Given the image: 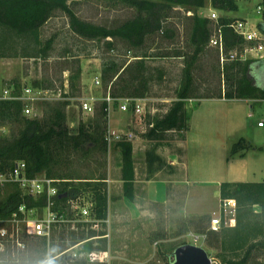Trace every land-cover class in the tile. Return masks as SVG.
<instances>
[{
  "label": "trees",
  "instance_id": "trees-1",
  "mask_svg": "<svg viewBox=\"0 0 264 264\" xmlns=\"http://www.w3.org/2000/svg\"><path fill=\"white\" fill-rule=\"evenodd\" d=\"M69 1L73 0H0V58H49L54 47L55 38H42L43 26L55 15L56 11L64 12L69 18V26L77 35L89 39L105 40L109 47L114 39L125 40L133 48H139L148 36L158 32H166L163 22L169 12L176 6L185 8L192 13V27L188 42L193 48L192 54L186 59L180 86L175 99L166 113L153 120L154 126L148 128L144 136L154 143L146 151L148 179L156 171L168 167L171 172L177 168L168 164L167 159L157 152L161 146H166L169 133L183 132L180 139H186L190 128L187 115L186 101L199 95L192 94L194 63L204 53L212 37L215 26H221L224 36V49L228 55L230 51L241 49L245 40L229 25L237 18L227 15L219 16L217 21L208 16H202L199 10L206 6L222 11H237L238 0H117L136 10L134 18L116 27H106L84 21L78 17ZM264 32V21L258 25ZM136 59L129 63L119 64L114 59L103 61L101 78L103 85L110 88L114 98L119 97H147L150 89V74L146 68L145 57L148 54H135ZM221 67L225 77V88L216 96L228 99H263L264 98V59H241L239 57L228 60ZM82 77V67L79 64L71 71L69 79V96L77 95V88ZM21 90L20 80L13 79ZM33 86H42L34 81ZM67 95V94H66ZM204 98V97H203ZM69 100L44 101L43 116L31 118L23 113L24 103L21 100L0 99V127H12L9 136H0V173L11 170L16 161L24 160L27 173L33 177L44 173L50 178L60 179L59 193L54 196L56 209L68 206L70 198L89 196L95 203L92 210L94 217L106 220L108 217V102L103 101L100 109L95 112L94 119L88 124L80 122L75 130L67 123ZM122 154L121 179L123 181V195L131 202L135 200V164L133 159V144L123 136L116 142ZM169 143V142H168ZM264 147L255 146L252 141L242 136L231 144L228 160L242 157L251 149ZM181 154L185 150L180 148ZM180 155V152H176ZM96 157L102 167L89 168L90 162ZM89 168V170H88ZM88 172H84V170ZM187 194V190L184 192ZM47 195L43 193L37 198L25 194L16 183H8L0 187V218H7L16 211L19 205L26 202L29 207H43ZM221 218L224 221V209L229 206L235 208L234 226L222 225L211 227L209 214L197 215L191 219L196 226V232L206 236V242L211 247L219 248L212 264H259V256H264V181H224L220 184ZM259 206V211H256ZM88 229L70 230L72 244L84 241V251L103 250L105 246H95V236L102 239L105 233H97L88 223H79L77 228ZM76 228V229H77ZM57 233V232H56ZM56 235V234H55ZM53 237L50 245L52 264H69L62 262L63 255H56L67 249V238H63L65 247L55 250ZM63 236V237H62ZM35 239V240H34ZM31 238L35 242V255L22 258L18 262L12 254L0 258V264H41L47 259V241L42 238ZM175 250V249H174ZM173 250L169 254L174 258ZM170 258L168 264L173 260ZM43 264H46L44 262ZM72 264H89L85 259H76Z\"/></svg>",
  "mask_w": 264,
  "mask_h": 264
},
{
  "label": "rangeland",
  "instance_id": "rangeland-1",
  "mask_svg": "<svg viewBox=\"0 0 264 264\" xmlns=\"http://www.w3.org/2000/svg\"><path fill=\"white\" fill-rule=\"evenodd\" d=\"M70 5L80 19L106 27H116L136 15L135 8L126 6L117 0H73ZM238 5L239 9L237 11L222 12L217 10V12L219 16L227 15L246 19L250 24L257 27L264 20V0H238ZM210 9H212L211 6H206L199 10V13L202 16L210 15L212 12ZM192 23V13L189 14L185 8L176 6L169 12L168 17L163 22L166 32H158L148 36L145 43L139 48H133L122 39H114L113 46L109 47L105 40H89L74 33L69 26L68 16L60 10L56 11L55 15L42 28V38L44 40L51 36L55 38L54 47L49 58H0V92L13 79L20 80L23 87L33 86L34 81L41 82L42 86L50 87L48 88L50 93L44 95L47 97L46 100L53 102L69 100L71 102L67 108V123L72 130H75L80 122L88 124L95 116L81 110L79 106L80 98L90 95L97 97L96 110L98 111L105 96L110 92V88L106 89L101 78L103 61L114 59L119 64H127L136 59L135 54H148V57H145V63L151 81L147 97L150 98L149 109L153 112L155 119L160 116L158 110L169 108L172 100L175 99L176 91L183 76L185 61L193 52V48L188 42ZM252 58L260 59L259 57ZM220 63L219 49L208 45L204 53L194 63L192 94L203 98L216 96L219 92L224 91L225 77L222 75ZM79 64L85 74V88H82V85L79 84L76 96L66 95L64 89L60 90V88H63L66 80L70 79L71 71L75 70ZM66 70L69 71L67 74H65ZM96 76L100 77L101 85L94 83ZM68 90L70 93L69 88ZM120 98H115L110 102L112 113L114 110L119 109V104L122 103ZM253 100H256L253 101L254 104L260 105L254 110L253 116L246 118V128L229 139L234 142L244 136L252 141L255 146L264 147V128L257 125L258 118H264V98ZM42 101L44 102V100ZM43 102L38 101L35 105L41 113L40 118L43 116ZM214 104L223 103L216 102ZM248 110L251 111V108L248 107ZM111 123L113 126L123 127L129 124L135 134L140 136H143L147 131L132 108L128 110L123 118L112 117ZM11 131L12 127L10 125L2 126L0 127V136H9ZM110 131L111 128L108 123V134ZM169 134L168 137L172 138L167 139L165 142L170 145L161 146L157 150L167 160H169L171 152L176 153L179 151L182 159L180 161L185 162V154L184 152L181 154L180 151V148L185 149L182 145L183 140L180 139L183 132ZM114 136L112 135L113 140ZM120 136L123 137V134H120ZM113 140L109 144L107 170L109 175L111 168L112 177L117 179L119 177L117 163L120 162L116 157V151L120 148ZM153 144L148 141V148ZM262 150L251 149L249 154L257 157L256 159H260L258 155L262 154ZM227 154L229 155L228 151L224 155V159ZM99 159L98 157L92 159L89 168L101 170ZM136 159L141 172L144 169L142 165L145 162L143 159L141 161L139 156ZM145 167L146 177H148L147 166ZM88 170L86 169L84 172H88ZM163 172L159 177L169 176L171 179H183L185 177V166L182 163L177 171L172 173L168 167H165ZM142 177H145V175H142ZM151 186L152 197L161 202L168 196V200L165 203L150 201L146 196L145 189L140 187L137 198L131 202L123 195L122 188L118 183H111L108 217L103 222H96L94 228L97 233H105L104 236H101L102 239H97L100 236L94 239L95 246H105L101 256L98 257L100 260L91 261L87 255L75 256L73 251L84 250V244H80L72 251L65 253L60 258L61 263L65 261L72 264L74 260L79 258L85 259L89 264H168L169 259L173 258L170 256L172 250L174 251L177 246L184 243H195L204 247L214 261L219 248L207 244L206 236L196 232L197 228L191 223V219L196 218L197 215H203L204 213L196 212L202 210L207 212L216 211L217 215L209 214L211 218H221L220 187L208 184L203 189L204 192H194L187 212L195 213L189 215L185 213L183 208L186 198L184 193L187 190L186 186L174 185L173 183H170L168 189L165 185L163 187L161 183L151 184ZM89 196L86 197L89 198ZM70 230H76L77 232L85 230L86 233L88 232V229L82 226ZM70 230L63 232L69 247L73 243L69 234ZM61 234L62 232L58 231L55 235V250H60L66 246L62 240L64 237L61 238ZM29 240L26 250L18 251L16 248L11 247L9 254L13 255L12 258L17 257L18 262H22L24 255L27 257L35 255L34 247L36 244ZM258 258L261 260L259 264H264V256ZM51 259L52 257H50L48 251L47 259L41 264L44 262L52 264Z\"/></svg>",
  "mask_w": 264,
  "mask_h": 264
},
{
  "label": "built area",
  "instance_id": "built-area-1",
  "mask_svg": "<svg viewBox=\"0 0 264 264\" xmlns=\"http://www.w3.org/2000/svg\"><path fill=\"white\" fill-rule=\"evenodd\" d=\"M189 14L193 13L188 11ZM209 18L217 21L219 14L216 9H213ZM233 30L241 35L245 40V46L241 51L232 50L227 55L224 49V36L221 26H215L212 37L209 41V45L215 46L220 51V61L223 66L226 61L233 60L237 57L241 59H248L252 57H264V32L259 27L252 25L246 19L237 18L230 24ZM96 85H101V79L96 76L94 79ZM65 94H69V80L63 84ZM49 92L48 88H41L35 86L21 87L18 93V89L14 83L6 84L3 90L0 92V99L7 100H21L24 103L23 113L31 118L40 117L41 113L35 107L38 101L43 102L46 100ZM115 99L111 96L110 92L104 98V101L108 102L107 111L110 110V102ZM118 99V98H117ZM122 103L120 108L124 111H128L132 108L133 112L143 123L146 129L154 126L153 112L149 109L150 98L149 97H121ZM98 98L94 95L80 98V108L83 112L94 115L96 112V103ZM150 114L152 115L150 117ZM258 127L264 128V118H261L257 122ZM115 135V139H121L122 136L114 133H109L107 136L108 142L111 143ZM60 179L50 178L44 173H38L31 177L27 173V164L24 160L16 161L14 167L7 171L0 173V187H4L8 183H16L19 188L28 195L35 198L45 193L47 195L46 204L43 207L32 206L29 207L26 202L19 205L18 209L14 211L11 216L7 218H0V258L7 256L10 253L11 247L19 250H26L28 246V239L42 238L47 241L48 251L56 232L61 231L63 227L70 229H76L79 223H88L91 228H95L96 222H103L93 216L92 210L94 208V201L87 198L86 195L78 196L76 198H70L68 206L63 209H56V200L54 196L59 193ZM233 226L235 220V208L233 206L226 207L224 209V221L220 217L211 218V227L217 228L222 225ZM92 237V238H96ZM80 244H84V241L78 242L71 247H68L64 251L58 253L56 257L64 255L65 253L72 251ZM103 250L84 251L82 249L73 251V254L77 257L87 255L89 260H100ZM78 259V258H77ZM1 260V259H0Z\"/></svg>",
  "mask_w": 264,
  "mask_h": 264
},
{
  "label": "crops",
  "instance_id": "crops-1",
  "mask_svg": "<svg viewBox=\"0 0 264 264\" xmlns=\"http://www.w3.org/2000/svg\"><path fill=\"white\" fill-rule=\"evenodd\" d=\"M211 10H213V8L210 9V11ZM207 16H209V14H207ZM261 59H264V57ZM68 72L69 71L66 70L65 74ZM80 84L82 85V88H85L84 71H82ZM210 100L211 102H209ZM253 101L256 100L237 98L228 99L226 97L190 98L186 101V109L190 128L186 133V139L182 141V145L185 148V162H181L180 155L174 152L169 154L170 158L167 160L168 164H171L177 169L179 165L182 163L184 164L185 177L183 179H171L169 176L159 177V175L164 173L163 168L156 171L153 177L148 179L146 177L145 167L147 166L146 151L148 150V141H151L148 140L144 135L140 136L135 134V132L130 128L129 124H127L125 127L111 125L112 117L123 118L128 111H124L120 107L118 110H114L113 113L110 110V112H108V123L109 127L111 128L110 133L118 135L123 134V136L129 138L133 144V159L136 176L135 199L138 196L140 187H143L145 189L146 196L150 201L165 203L168 200V196L165 197V199H163L161 202L158 201L157 198L151 196V184L161 183L163 187L165 185L166 189H168L170 183H173L174 185H184L187 188V194L183 208L185 213L190 215L195 213L187 212L192 195L194 192H204L203 189H205L208 184H213L216 187H220V184L224 181H264V148L262 150L263 152L261 151L262 154L258 155L260 159H256L257 157L250 155V150L247 151L242 157H236L228 160L227 154L224 159V155H226L227 151L229 152L231 144L233 143V141H231L229 138H232L234 134L246 128V118L253 116L254 110L258 105H260L254 104ZM216 102L223 104H214ZM248 107L251 108V111H247ZM168 109L169 108L158 110L159 115L166 113ZM261 118L263 117H259L258 120ZM113 141L117 142L119 139L114 138ZM257 150L259 151L260 149L257 148ZM116 152V157L120 162L117 163L119 177L114 179L111 175L110 168L107 180L109 183V204L111 201V183H118L121 186L123 192V181L121 179L122 154L120 149ZM157 152L160 154L158 150ZM138 156L140 157L141 161L143 159V161L146 163L142 165L144 166V169L141 170V172L139 171L138 161L136 159ZM142 175H145V177H142ZM255 208L256 211H259L260 209L259 206H256ZM196 212L201 214L204 213L217 215L216 211L207 212L202 210L200 212Z\"/></svg>",
  "mask_w": 264,
  "mask_h": 264
},
{
  "label": "water",
  "instance_id": "water-1",
  "mask_svg": "<svg viewBox=\"0 0 264 264\" xmlns=\"http://www.w3.org/2000/svg\"><path fill=\"white\" fill-rule=\"evenodd\" d=\"M174 258L169 264H212L207 250L195 243H184L173 252Z\"/></svg>",
  "mask_w": 264,
  "mask_h": 264
}]
</instances>
